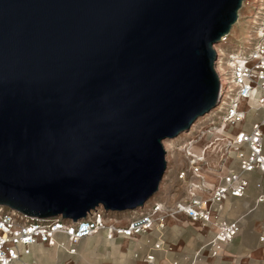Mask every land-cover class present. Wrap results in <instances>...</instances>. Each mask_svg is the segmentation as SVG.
<instances>
[{
	"label": "water",
	"instance_id": "obj_1",
	"mask_svg": "<svg viewBox=\"0 0 264 264\" xmlns=\"http://www.w3.org/2000/svg\"><path fill=\"white\" fill-rule=\"evenodd\" d=\"M246 0H0V206L76 222L142 208L163 143L219 103Z\"/></svg>",
	"mask_w": 264,
	"mask_h": 264
},
{
	"label": "built area",
	"instance_id": "obj_2",
	"mask_svg": "<svg viewBox=\"0 0 264 264\" xmlns=\"http://www.w3.org/2000/svg\"><path fill=\"white\" fill-rule=\"evenodd\" d=\"M244 6V35L232 41L230 34L214 46L219 103L188 132L163 143L167 166L158 193L137 210L112 213L100 207L76 222L39 219L0 206V264H32L33 250L41 245L74 257L82 241L100 234L114 241L153 233L158 240L149 241L148 254L134 257L156 264L157 253L172 251L164 231L170 219L179 217L211 233L189 264L221 258L244 219L224 216L227 201L248 197L250 175H264V0H246ZM255 188L258 207L264 205V185L257 182ZM259 241L264 243V235Z\"/></svg>",
	"mask_w": 264,
	"mask_h": 264
},
{
	"label": "crops",
	"instance_id": "obj_3",
	"mask_svg": "<svg viewBox=\"0 0 264 264\" xmlns=\"http://www.w3.org/2000/svg\"><path fill=\"white\" fill-rule=\"evenodd\" d=\"M257 176V173L250 175L252 182L248 197L231 199L225 205L226 218L234 220L244 216L241 232L225 248L221 258H204L201 261H207L209 264H264V243L259 241L264 235V208L255 207V200L259 194L255 184L261 182L264 185V175L259 179L256 178ZM254 178L257 180H252ZM172 234H175V238ZM210 237L211 233L200 223L191 222L186 217H179L178 220L170 219L164 231V241L172 248V251L168 254L157 253L156 264H172L173 262L189 264L199 248L198 244L201 245ZM172 238L175 241L178 240L180 253H176L178 245L172 242L174 241ZM148 247L144 253H140L142 257L148 254L150 245Z\"/></svg>",
	"mask_w": 264,
	"mask_h": 264
},
{
	"label": "rangeland",
	"instance_id": "obj_4",
	"mask_svg": "<svg viewBox=\"0 0 264 264\" xmlns=\"http://www.w3.org/2000/svg\"><path fill=\"white\" fill-rule=\"evenodd\" d=\"M247 12L248 10L243 5V8L239 12V18L230 33L232 41L244 35L245 28L242 17H245ZM257 175L256 178L258 179L263 176L259 173ZM252 180L257 179L254 178ZM260 206L264 208V205H259V209ZM128 216L122 214V217L126 218ZM124 223H126V219ZM172 237L175 238V234H172ZM174 238H172L174 240L172 242L178 245L176 253H180V245L178 240L175 241ZM157 240L158 236L154 233L139 237L137 240L116 239L114 241H108L104 234H100L82 241L78 246V255L74 257L65 254L59 249L41 245L33 250L32 264H146L142 260L136 259L134 255L135 253H144L149 248V241L156 242ZM204 243L198 244L199 248ZM197 264H209V262L199 261Z\"/></svg>",
	"mask_w": 264,
	"mask_h": 264
}]
</instances>
